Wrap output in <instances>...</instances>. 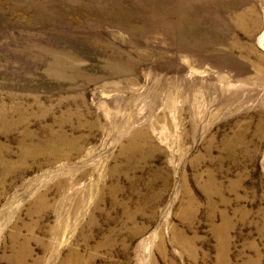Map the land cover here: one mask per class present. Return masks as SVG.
<instances>
[{
  "label": "rangeland",
  "instance_id": "rangeland-1",
  "mask_svg": "<svg viewBox=\"0 0 264 264\" xmlns=\"http://www.w3.org/2000/svg\"><path fill=\"white\" fill-rule=\"evenodd\" d=\"M0 264H264V0H0Z\"/></svg>",
  "mask_w": 264,
  "mask_h": 264
}]
</instances>
